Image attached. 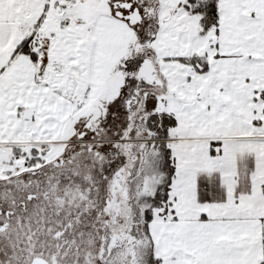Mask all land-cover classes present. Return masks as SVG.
I'll list each match as a JSON object with an SVG mask.
<instances>
[{
    "label": "snow or ice",
    "instance_id": "obj_1",
    "mask_svg": "<svg viewBox=\"0 0 264 264\" xmlns=\"http://www.w3.org/2000/svg\"><path fill=\"white\" fill-rule=\"evenodd\" d=\"M0 264H264V0H0Z\"/></svg>",
    "mask_w": 264,
    "mask_h": 264
}]
</instances>
